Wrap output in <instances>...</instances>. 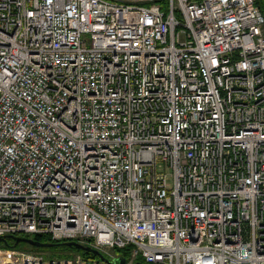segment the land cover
<instances>
[{
    "label": "built area",
    "instance_id": "built-area-1",
    "mask_svg": "<svg viewBox=\"0 0 264 264\" xmlns=\"http://www.w3.org/2000/svg\"><path fill=\"white\" fill-rule=\"evenodd\" d=\"M257 1L0 0V237L264 264ZM1 243L0 264H107Z\"/></svg>",
    "mask_w": 264,
    "mask_h": 264
},
{
    "label": "trees",
    "instance_id": "trees-1",
    "mask_svg": "<svg viewBox=\"0 0 264 264\" xmlns=\"http://www.w3.org/2000/svg\"><path fill=\"white\" fill-rule=\"evenodd\" d=\"M257 3L262 7L263 12H264V4L260 3L259 0L257 1ZM21 236V235H18ZM22 237H30V236H22ZM31 238H34L35 240H39V241H43V242H62V241H57L52 239L51 236L49 235H44V234H39V235H34L31 236ZM65 241V240H64ZM2 242V241H0ZM4 246H8V247H14V248H24V249H28V250H32V251H37V252H42V253H47L48 251H51L52 253L49 254L48 256L50 257H59V258H73L75 257V255H72L73 252L75 253H79L81 255H83L85 258H98V255H95L94 253L90 252V251H86L83 249H78L76 247H70L66 244H56L52 247H35L29 243L26 242H16V239L8 236L7 241L4 243H1ZM87 246H91L90 243L85 244ZM60 250H70V252H63ZM116 251L118 252V254L125 259H129L130 257V252H131V247H125V248H118L116 249ZM47 255V254H46ZM137 262L139 263H144V259L141 255L138 256L137 258Z\"/></svg>",
    "mask_w": 264,
    "mask_h": 264
},
{
    "label": "water",
    "instance_id": "water-1",
    "mask_svg": "<svg viewBox=\"0 0 264 264\" xmlns=\"http://www.w3.org/2000/svg\"><path fill=\"white\" fill-rule=\"evenodd\" d=\"M11 237L16 239V242H26L29 243L35 247H52L56 244H66L70 247H76L78 249H83L86 251H90L92 253H94L95 255H98L102 260H104V262H106L107 264H126V259L125 258H121L120 261L118 262L116 260H111L110 258H108L106 255H104L99 249H96L92 246H87L83 243H80L78 241H74V240H65L62 242H43V241H39V240H35L34 238L31 237H22V236H17V235H12ZM8 237H0V241L6 242ZM139 264V263H137Z\"/></svg>",
    "mask_w": 264,
    "mask_h": 264
},
{
    "label": "rangeland",
    "instance_id": "rangeland-1",
    "mask_svg": "<svg viewBox=\"0 0 264 264\" xmlns=\"http://www.w3.org/2000/svg\"><path fill=\"white\" fill-rule=\"evenodd\" d=\"M259 2L264 4V0H259ZM60 251H63V252H70V250H66V251H65V250H60ZM51 253H52L51 251H48L46 254L49 255V254H51ZM70 253H71V252H70ZM77 254H79V253H75V252L72 253V255H77ZM112 260H113V259H112ZM116 260H117L118 262H121L120 259H118V258H117Z\"/></svg>",
    "mask_w": 264,
    "mask_h": 264
}]
</instances>
